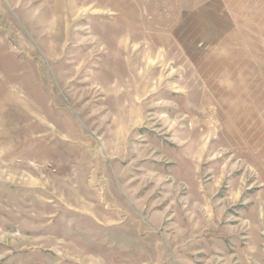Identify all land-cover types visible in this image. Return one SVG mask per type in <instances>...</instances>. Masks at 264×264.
<instances>
[{
	"label": "rangeland",
	"instance_id": "obj_1",
	"mask_svg": "<svg viewBox=\"0 0 264 264\" xmlns=\"http://www.w3.org/2000/svg\"><path fill=\"white\" fill-rule=\"evenodd\" d=\"M0 264H264V0H0Z\"/></svg>",
	"mask_w": 264,
	"mask_h": 264
}]
</instances>
